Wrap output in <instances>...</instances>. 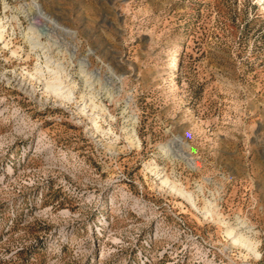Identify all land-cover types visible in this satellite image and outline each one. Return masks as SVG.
<instances>
[{
    "label": "rangeland",
    "instance_id": "1",
    "mask_svg": "<svg viewBox=\"0 0 264 264\" xmlns=\"http://www.w3.org/2000/svg\"><path fill=\"white\" fill-rule=\"evenodd\" d=\"M0 264H264V0H0Z\"/></svg>",
    "mask_w": 264,
    "mask_h": 264
},
{
    "label": "bare ground",
    "instance_id": "2",
    "mask_svg": "<svg viewBox=\"0 0 264 264\" xmlns=\"http://www.w3.org/2000/svg\"><path fill=\"white\" fill-rule=\"evenodd\" d=\"M39 14L41 15V16H44L43 15V12H42V10L41 9H39ZM30 37V36H29ZM37 46H39V44L37 43ZM177 70V63H175L174 64V67L172 68V71H176Z\"/></svg>",
    "mask_w": 264,
    "mask_h": 264
}]
</instances>
